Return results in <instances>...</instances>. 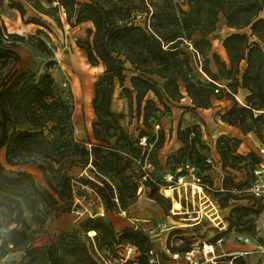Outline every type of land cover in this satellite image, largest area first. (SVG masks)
Returning a JSON list of instances; mask_svg holds the SVG:
<instances>
[{"label":"trees","instance_id":"1","mask_svg":"<svg viewBox=\"0 0 264 264\" xmlns=\"http://www.w3.org/2000/svg\"><path fill=\"white\" fill-rule=\"evenodd\" d=\"M25 3L52 16L58 24L60 13L70 26L90 22L87 39L78 45L88 62L102 65L103 72L93 82L90 101L95 142L85 141L75 135L69 91L64 93L49 71L36 78L33 71L18 68L20 55L14 42L21 35L7 32L0 19V151L4 150L9 165L36 162L45 183L38 186L33 175L23 169L6 172L0 162V228L5 229L0 231V258L8 251L22 250L21 264H101L96 250L109 258L106 249L114 251L131 244L139 252L137 264H148L152 239L142 230L127 226L116 232L103 217H88L89 236L78 228L61 230L47 244L35 246L32 241L37 231L25 214L40 223L49 213L59 215L79 207L74 198L86 197L82 183L92 188L105 210L117 205L130 207L141 186L149 188L148 197L161 205L167 198L158 191L161 184H170L165 179L161 182L146 167L156 162L153 157L165 141L164 129L148 137L144 133L145 145L139 143L141 136L131 137L120 122L123 113L111 108L116 85L122 87L130 109L134 101L136 116L144 125L160 119L155 101L145 96L152 92L164 110L170 111L167 101L180 100L182 85L193 108H211L215 100L224 98L230 103L217 112L219 120L264 140L260 135L264 131V0H7L8 7L22 18ZM25 22L47 25L39 15ZM219 24L230 30L219 37L226 58L212 49ZM192 62L209 80L190 75ZM126 70L132 72L129 86L124 85ZM240 88L247 90L241 101L236 96ZM200 132L198 124L184 128L178 124L175 138L180 145L168 155L169 162L175 163L168 172L175 173L190 162L202 175L200 167L190 160L195 157L209 165V148ZM171 136L172 131L168 138ZM240 142L227 134L217 137L221 183L214 186L203 181L221 208L230 200L256 197L235 191L243 185L250 187L260 161L257 153L258 157L251 151L238 152ZM232 170H244L250 178L236 180ZM83 172L87 176H82ZM249 208L232 207L240 212L239 221L228 215L226 230L251 221L242 219ZM10 224L14 226L4 227ZM236 260L245 263L241 255L233 258Z\"/></svg>","mask_w":264,"mask_h":264},{"label":"rangeland","instance_id":"2","mask_svg":"<svg viewBox=\"0 0 264 264\" xmlns=\"http://www.w3.org/2000/svg\"><path fill=\"white\" fill-rule=\"evenodd\" d=\"M26 11L25 16L22 18L19 12L16 9L9 8L7 5V0H2L0 2V19L4 23L7 32H15L21 35L14 42V48L20 55V61L18 63L19 69H28L35 73L37 78L39 75L45 71H49L55 78L57 84L64 89V93H68V98L71 100V103L74 106L73 110V125L75 130V135L77 138L93 142V133L91 129V121L94 119V115L91 109V97H92V88L93 82L99 74L103 72L102 65H92L88 62L85 56V52L78 45V41L83 42L87 39L88 34L86 29L91 26L90 22H81L73 26L68 25L64 20V15L60 13L61 24H58L55 19L50 15L40 14L36 10L32 9L28 3H25ZM36 15L40 16L43 21L47 24L46 26H38L37 24L31 22H25L29 17ZM264 15V12L261 13ZM244 30H247L246 28ZM228 31H230L225 26L219 24L218 29L214 32L216 38L213 40L212 49L220 52V56L225 57L223 50H219V37L224 36ZM189 51L187 48H185ZM218 49V50H217ZM192 71L190 75L194 79L209 80L206 74L201 70L199 65H196L192 62ZM212 70L216 71L215 65L213 62L210 64ZM132 74L131 71H125V81L124 85L129 86V77ZM155 79L160 82L159 78ZM87 88L88 90H85ZM146 98H151L155 101V106L160 109V111H155V113L160 115V119L151 120L149 125H144L143 120L137 118L134 101L132 103V109L129 108L127 98L122 92V87L119 85L115 86L111 108L114 111L122 112L124 117L120 120L125 129L129 132L131 137L135 138L138 136H144V133L148 136L156 135L158 130L162 127L165 132V141L162 146L156 151L155 156L153 157L156 162L154 166L147 165L150 170L158 177L161 182L164 180V174L168 170L173 168L172 161L169 162L168 155L170 153L176 152L177 148L180 145V142L176 140V129L178 124L182 128L187 125L198 124L200 126V136L202 142L208 146L209 150L207 153L208 158L211 159L209 165L206 162H202L199 159L191 158L190 160L195 162L201 169L203 175V181L209 185L211 181L214 186H217L219 183V177L222 176L223 172L221 170L220 159L218 158L217 162L213 160L211 156V146L215 144L217 137L221 134H218L220 131V120L217 116V112L223 111L224 108L230 103L226 99L215 100L214 105L211 108H198L197 110L184 109L180 112V108L184 107V104H179V100H169L167 101L170 111L164 110L162 104L154 96L152 92H149ZM144 103V102H143ZM204 119L208 120L206 123ZM172 131V140L171 137L168 138V133ZM264 137V131L260 133ZM234 137V136H231ZM243 141V147L248 148L247 151L237 150L238 152L248 153L249 151L255 153V157H258L259 147L264 145V140L261 141L258 135L253 132H248L240 138ZM215 146V145H214ZM151 148V147H150ZM205 151V149H202ZM257 153V154H256ZM0 162L3 165L6 172L9 170L23 169L29 171L34 179L36 180L38 186H45L44 180L42 178V173L37 167L36 162L28 160L27 162H22L17 165H9L6 163L4 158V150L0 151ZM217 165L218 168H215ZM78 169L74 172L77 173ZM234 179H245L246 177L250 178L244 170L234 171ZM221 174V176H220ZM82 176H87V172H83ZM261 180H264V172L260 174L259 177ZM258 179L254 174L253 181ZM164 184H161L159 187L158 193L167 197L162 201V205L159 204L162 208L167 210L165 207H170L172 209L173 199L181 200V208L178 211L180 212L181 217L187 218L188 221L193 217L192 210L197 208L203 209L204 204L202 199L196 194L193 196L189 195L190 191L187 193V197L183 192L182 187H177L171 191L170 196L163 194ZM245 185L241 187L240 190H235L237 192L245 191L247 196H254L249 188H244ZM81 188L84 189L86 197L76 195L74 198L75 203L79 204V207L73 208L68 212L61 213L59 215H54V213L47 214L43 221L38 223L29 218L26 215L27 222L36 229V234L32 244L35 246H43L47 244L52 238H54L61 230L74 229L78 228L82 235H90L87 230L88 223H85L88 217L94 219L95 217L101 216L107 220L113 227L111 218L119 215L128 216L134 215L133 208L136 207L135 204L131 205L126 209H122L119 205L112 207L108 210L104 209L103 204L100 202L99 198L95 196L92 188L88 184H81ZM149 188L141 186L138 188V196L142 194V198L148 196ZM246 205L251 208L247 210V213L243 216L242 219L252 220L246 222L245 224L238 223L233 225L229 231L234 233V238L231 243L233 244H242L244 249L249 250L251 253L254 252L258 255L257 264H264V252L259 249L260 244L264 242V195L258 196L255 198H242L238 200H230L229 205L226 207H219L218 212L220 217L223 220H226L228 215L231 216L233 221H237L239 211L231 210L234 206ZM256 209V211H252ZM219 216L212 218L216 222V219ZM219 219V218H218ZM133 221L129 226L135 230H142L140 227L150 226L151 224H158L159 229L163 230L162 221L151 220H142L140 218L128 219ZM158 220V219H157ZM208 217L204 214L202 217V227L198 235H188L185 239H182L179 242V246L182 247H191L193 244L202 245L203 243L215 242L213 239L214 236L208 234V230L212 226L207 225L213 223ZM239 221V220H238ZM82 222V225H80ZM185 222V221H183ZM227 222V221H226ZM14 224L4 226L6 229H10ZM228 227V222H227ZM115 230V228L113 227ZM241 229V231H238ZM122 230V229H121ZM160 230H155L154 235L149 236L152 239V248L158 252L162 251L160 248V241H165L164 232ZM0 231H5V229L0 228ZM119 232L120 230H115ZM143 231V230H142ZM160 232V233H159ZM146 233V232H145ZM159 233V234H156ZM163 236L162 240H156V238ZM194 236H197L193 238ZM168 240V239H167ZM171 244V245H170ZM223 244V242H222ZM175 239L172 241H167V246H175ZM225 247V246H224ZM109 258L113 263L119 262V257L125 251L124 246L117 247L115 250H108ZM138 255V250L135 251ZM248 255V254H244ZM22 250L8 251L2 258H0V264H21L23 257ZM230 256H224L222 258H229ZM243 257V256H242ZM234 264H240L239 260H236Z\"/></svg>","mask_w":264,"mask_h":264},{"label":"crops","instance_id":"3","mask_svg":"<svg viewBox=\"0 0 264 264\" xmlns=\"http://www.w3.org/2000/svg\"><path fill=\"white\" fill-rule=\"evenodd\" d=\"M39 26V25H38ZM217 39V38H216ZM214 40V39H213ZM212 46H213V41H212ZM218 50V49H217ZM219 50H223L224 52V48L221 44V41L219 40ZM219 54L220 52L217 51ZM226 58V54L225 57ZM181 91L183 93V96L180 98L179 101H177V103L179 104H184L183 108H180V112H182L184 109H191V110H197L198 108H193L192 104H191V100L189 98V96H187L183 86L181 85ZM247 93L246 89L240 88L237 92V98L241 101L244 97V95ZM206 109V108H204ZM205 122L208 123L207 119ZM220 123L222 124L220 126V131L218 132V134H227L229 136H234L237 138H241L243 137V133L241 132V130L239 128H237L236 126H232L230 124H227L225 122L220 121ZM171 136V140H172ZM215 144H213V146H211V156L213 158L214 161L217 162L219 156L215 150ZM238 149L241 151H247L248 148H244L243 147V141L240 142ZM218 164H220V162H217ZM219 165H217L215 168H218ZM221 176V174H220ZM221 177H219V183L218 185H220L221 183ZM172 191V189H171ZM179 201V200H178ZM180 202V201H179ZM136 205L135 208H133V213L134 215L132 216H128V219H134V218H140L142 220H151L154 219L155 221H162V225H163V230H161L160 232H164V236H165V241H160V248L162 251L159 252L160 254V264H182L184 262L183 257H182V253L184 252V249L182 248V246H179V242L182 241V239H185L186 236L188 235H198L201 231L202 225V217L205 214L208 219L210 221H213L212 218L219 216L216 219V222L213 221V223H209L207 225L212 226V228H210L208 230V234L210 236H215V242H208L207 244H212L214 246V249L217 253L222 254L223 256H230V257H236V256H243L245 263L244 264H257V258L258 255L254 252H250L247 249H244V245L242 244H233L231 243L232 239L234 238V233L226 230L227 228V222L226 220H223L220 217V214L217 213L218 212V208L216 210L210 211L209 209H207L206 207H203L204 212L202 211V208L199 209H195L192 210V212H196L197 210L198 213L200 214V218L199 219H190L191 221H188L187 218L185 220V217H181L180 212L181 211H174L173 209L167 208V210H165L164 208H162L154 199L149 198L148 196L144 198H142V194L138 196L137 200L134 203ZM122 213L120 212L119 215L112 217L111 218V222L113 223V227L115 228V230H121L127 226H130L132 224L133 221H129L126 217V215H121ZM158 219V220H157ZM185 221V222H183ZM159 232V233H160ZM156 233V234H159ZM197 236H194L193 238H195ZM163 236H160L158 238H156V240H162ZM168 239V240H167ZM173 239H175V246H167V241H172ZM218 239H220L218 241ZM223 242V244H222ZM206 243V242H205ZM264 243V242H262ZM171 245V244H170ZM261 245V244H260ZM225 246V247H224ZM173 252H177L179 253V257L178 258H172L171 257V253ZM242 253V254H240ZM244 254H248V255H244Z\"/></svg>","mask_w":264,"mask_h":264},{"label":"built area","instance_id":"4","mask_svg":"<svg viewBox=\"0 0 264 264\" xmlns=\"http://www.w3.org/2000/svg\"><path fill=\"white\" fill-rule=\"evenodd\" d=\"M187 45L190 49H192L190 43H187ZM139 143L145 145L146 137H140ZM258 150L260 161L254 169V174L258 177V179L252 181L249 187L250 192L256 197L264 195V180H261L259 178L260 174L264 172V145L260 146ZM208 161H211V159H208ZM164 179L170 184L169 187L172 190L181 186L185 197H187V193L188 191H190L189 195L193 196L194 194H196L198 197H200V199H202L204 207H206L210 211L217 209V204L215 200L204 188L202 175L198 172L197 167L193 163L187 162L181 165L177 168V172L175 173H165ZM220 179H222V176ZM179 201L182 203L180 199ZM198 211L199 210H197L196 212H192L194 214L192 219L200 218V214L198 213ZM140 228L149 236L154 235L156 229L160 230L158 224H151L150 226ZM219 240L220 239H218V241ZM124 248L125 251L122 256L119 257V262L113 263L110 258L106 257L105 255L96 250L97 258L101 264H137L135 253L136 247L131 244H125ZM259 249L264 252V243L259 246ZM147 257L148 264H160V254L154 248L151 247L148 250ZM171 257L178 258L179 253L173 252L171 253ZM182 257L184 260L182 264H234V257H229L226 259L222 258L224 256L220 253H217L212 244L207 243H203L202 245L193 244L189 249L185 250L182 253Z\"/></svg>","mask_w":264,"mask_h":264},{"label":"bare ground","instance_id":"5","mask_svg":"<svg viewBox=\"0 0 264 264\" xmlns=\"http://www.w3.org/2000/svg\"><path fill=\"white\" fill-rule=\"evenodd\" d=\"M85 90H88V89L85 88ZM163 194H165L166 196H170L171 195V188L170 187H165L163 189ZM180 208H181V203L178 200L173 199V201H172V209L174 211H176V210H178Z\"/></svg>","mask_w":264,"mask_h":264}]
</instances>
